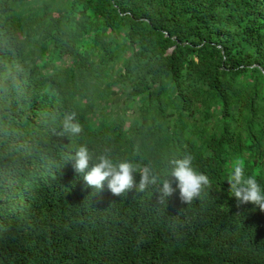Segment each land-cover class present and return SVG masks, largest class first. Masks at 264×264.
<instances>
[{"label":"trees","instance_id":"1","mask_svg":"<svg viewBox=\"0 0 264 264\" xmlns=\"http://www.w3.org/2000/svg\"><path fill=\"white\" fill-rule=\"evenodd\" d=\"M68 111L81 136L54 134ZM82 144L161 176L191 155L212 187L96 191ZM235 158L264 189V0H0V264H264Z\"/></svg>","mask_w":264,"mask_h":264},{"label":"clouds","instance_id":"2","mask_svg":"<svg viewBox=\"0 0 264 264\" xmlns=\"http://www.w3.org/2000/svg\"><path fill=\"white\" fill-rule=\"evenodd\" d=\"M84 132V125L78 118L76 111H68L61 121L57 136L78 137ZM70 161L74 172L82 176L87 187L100 191L105 182L113 196L127 198L129 193H143L149 187L159 193V204H167L169 197L179 190V199L182 204L190 205L200 199L211 189L212 182L208 175L199 172L193 167V158L186 155L183 158H173L168 161L170 172L161 176L149 164L141 165L128 160L117 161L112 157L110 150L96 152L82 144L74 152H69L65 162ZM139 175V183L136 176ZM229 194L234 196L238 205L252 204L264 213V189L261 188L255 175H245V163L242 158H235L231 162L227 176ZM247 238H254L248 234H238ZM255 239V238H254Z\"/></svg>","mask_w":264,"mask_h":264},{"label":"rangeland","instance_id":"3","mask_svg":"<svg viewBox=\"0 0 264 264\" xmlns=\"http://www.w3.org/2000/svg\"><path fill=\"white\" fill-rule=\"evenodd\" d=\"M56 59L58 60V57H56Z\"/></svg>","mask_w":264,"mask_h":264}]
</instances>
